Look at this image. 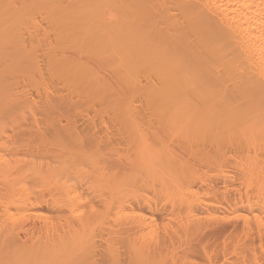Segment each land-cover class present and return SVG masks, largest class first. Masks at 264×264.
Returning <instances> with one entry per match:
<instances>
[{
    "label": "bare ground",
    "instance_id": "bare-ground-1",
    "mask_svg": "<svg viewBox=\"0 0 264 264\" xmlns=\"http://www.w3.org/2000/svg\"><path fill=\"white\" fill-rule=\"evenodd\" d=\"M209 229L238 231L202 247ZM165 246L264 264V0H0V264H163Z\"/></svg>",
    "mask_w": 264,
    "mask_h": 264
},
{
    "label": "rangeland",
    "instance_id": "rangeland-1",
    "mask_svg": "<svg viewBox=\"0 0 264 264\" xmlns=\"http://www.w3.org/2000/svg\"><path fill=\"white\" fill-rule=\"evenodd\" d=\"M167 140L169 141V139H167ZM171 140H172V139H171ZM171 140H170V141H171ZM175 142H176V140H175ZM175 142H173V145L175 144ZM169 143H170V142H169ZM176 143L179 144L178 142H176ZM170 145H171V143L169 144V148H170ZM175 146H177V145H175ZM180 146L183 148L182 145H180ZM173 147H174V146H173ZM197 147H198V146H197ZM197 147L195 146V147H193V148H197ZM171 148H172V145H171ZM175 148H176V147H174V149H175ZM179 148H180V147H179V145H178L176 149H177V152H179V157H178L179 159L182 158L183 160H185V158H186V159H187V162L191 161V162H189V164L192 163L193 160H196V162L194 161L193 163H195V166H197L196 163L199 164L198 167H197L198 170H201L199 166H201V168H203V167H204L203 165H205L204 168H207V167H206L207 164H206V162H205V161L207 160V154L205 153V150H202V148L198 149L199 153L202 154V155L204 156V157H203V156H202V157H203L204 159H206V160L204 161V160L201 159V157H198V155H200V154H197V153H196V152H198L197 149H196V150L194 149L195 151H191V150H189V149L187 148V149L190 151V152H189V156H190V158H191V159L193 158L192 160H190V158H189V159L187 158L188 156H185V157H184V155H183L184 152H185V151H188V150H187L186 148H184L185 151H183V150H181V149L179 150ZM193 148H191V149L193 150ZM172 150H173V149H172ZM178 150H179V151H178ZM173 151H174V150H173ZM180 151H182L183 154H182V152H180ZM173 153H174V152H173ZM180 153H181L182 155H181ZM187 153H188V152H187ZM229 154H230V153H229ZM229 154H228V157H227V158H228V159H227L228 161H230L229 158H231V157H230L231 155L229 156ZM174 155H175V153H174ZM185 155H186V153H185ZM175 156H177V154H176ZM197 158H198V159L200 158L199 161L201 162V164L199 163V161L197 160ZM232 159H233V157H232ZM201 160L204 162V164L202 163ZM233 161H234V160H233ZM233 161H231V162H233ZM193 163H192V164H193ZM208 164L211 166V164H210L209 162H208ZM230 164H231V163H230ZM230 164H229V166H230ZM233 164H235V163L233 162ZM233 164H232V165H233ZM190 165H191V164H190ZM209 165H208V168H207V169H209V168L211 169L212 166L209 167ZM227 165H228V163H226V166H227ZM193 166H194V165H193ZM195 166H194V167H195ZM229 166H228V168H229L230 170H236V168L234 167V165H233L234 169H231V168H233V167L230 166V167H231V168H230ZM194 167H193V168H194ZM204 168H203V169H204ZM213 169H215V168L213 167ZM213 169H212V170H213ZM195 170H196V168H194V172H195ZM198 170H197V172H199ZM203 171H204V170H203ZM203 171H202V172H203ZM213 171H214V170H213ZM200 172H201V171H200ZM200 172H199V173H200ZM214 172H215V171H214ZM200 174H202V173H200ZM141 181H142V180H141ZM156 182L160 183L159 180H158V181L156 180ZM142 183H143V182H142ZM142 183H141V184H142ZM154 183H155V182H154ZM154 185H156V186H154ZM153 186H154V188H155V187L159 188V187H158V184H152V185H151V189L153 188ZM161 187H162V186H161ZM234 188H235V187H233L232 191H234ZM151 189H150V192H151ZM154 190H155V189H154ZM158 190L161 191V189H158ZM160 191H157V189L155 190L156 193H157V192L160 193ZM155 192H153V189H152V192H151L152 194H151V193H148V194L152 195L151 197H153V196H156V195H157V194L153 195V193H155ZM163 196H164V195H163ZM159 197H161V198H159ZM157 198H158V199H156V198L154 197L153 199H156L157 202H158V200H160V203H162V204H159V203H158V207H161V208H160L161 212L158 211V210H159L158 207H157V212H159V213L164 212V216L166 215L165 213H167L168 211H170V210L172 211V209H173L174 206H175V207L177 206V203H175V204L172 203V205L170 204L171 202L168 203V202H169V201H168L169 199H168V198L166 199L165 197L162 198L161 193H160V195L157 196ZM166 200H167V201H166ZM170 201H171V200H170ZM163 203H164V204L166 203L167 205L165 204V205H166V206H165ZM162 205H163V207H162ZM173 205H174V206H173ZM164 206H165V207H164ZM168 206H173V207H171V209L169 210L170 207L168 208ZM175 207H174V209H175ZM164 208H165V209H164ZM162 209H163V210H162ZM173 212H174V211H172V213H171V212H168V213H169L171 216H173V215H172ZM169 214L166 215V216H167V217L170 216ZM158 215H159V214H158ZM162 216H163V213H162ZM160 217H161V215L159 216V218H160ZM167 217H166V218H167ZM231 217H232V216H231ZM231 217H230V218H231ZM161 218H162V217H161ZM166 218H165V219H166ZM230 218H229V219H230ZM165 219L163 218V221H164ZM168 219H170V218H168ZM229 219L227 220V222H228L227 224L230 223L231 226H232V223L234 224L235 222H237V219H234V218H233V219L235 220V222H232V223H231V222H229V221H230ZM231 219H232V218H231ZM233 219H232V220H233ZM161 220H162V219H161ZM216 220H217V219H216ZM216 220H214V221H216ZM219 220L221 221L222 219H219ZM224 220H225V222H226V219H224ZM163 221H162V222H163ZM220 221H219V222H220ZM222 221H223V220H222ZM238 222H241V221H238ZM238 222H237V224H238ZM212 223H213V222L211 221V224H212ZM214 223H215V222H214ZM230 225H229V226H230ZM238 225H239V227H240V226L242 227V225H241L240 223H239ZM209 226H210V225H209ZM239 227H238V228H239ZM241 227H240V228H241ZM206 228L208 229V228H213V227H206ZM206 228H205V230H206ZM238 228H237V229H238ZM240 228H239V229H240ZM205 230L202 229L201 232H200L199 234L201 235L202 231L205 232ZM209 230H210V229H209ZM211 230H213V229H211ZM211 230H210L209 232H208V230H207L206 233L202 235L203 237L200 236V235H198V234H194V236H195V235H198V236L202 237V240L200 241L202 245L204 244L202 247H211V246L213 247V245H217L218 243L220 244V242H222V238L225 237V236L227 235V233H225L226 235L224 234V236H223V235L220 236V235H218V234H214L215 232H214V231H211ZM235 230H236V229H235ZM235 230H234V232H233V236H234V233L238 231V230H237V231H235ZM163 231H164V230H163ZM195 232H197V231H195ZM198 232H199V231H198ZM207 232H208V234H207ZM211 232H213V233H211ZM240 232H241L242 234H245V233H243L241 230H240ZM172 233H173V232H172ZM169 234H170L169 231H168V232H167V231H164V232L161 234V238H165V236L167 237V240H166V238H165L166 241L164 242V245L166 244L167 247H168V243H167V242L169 241V239H171V238H170L171 236H170ZM192 234H193V233H192ZM229 234H230V233H229ZM229 234H228V235H229ZM236 234H237V233H236ZM173 235H174V234H173ZM205 235L208 236V237H206ZM217 235H218V236H217ZM237 235H238V234H237ZM169 236H170V237H169ZM194 236L192 235V238H193V239L195 238L194 241L196 240L197 242H196V241H195V242L198 243L199 240H200V238H199L198 236H196V237H194ZM210 236H211V237H210ZM229 236H231V237H229ZM229 236H227L225 239L223 238V240H226V243H227V241H229V240L231 241V238L233 237V236H232V232H231V235H229ZM168 237H169V239H168ZM175 237H176V236H175ZM189 237H191V236L189 235ZM189 237H188V239H189ZM205 237H206V238H205ZM213 237H214V238H213ZM217 237H218V238H217ZM219 237H220V238H219ZM241 237H242V239L245 238L244 235H243V236L241 235V236H240V239H241ZM161 238H160V239H161ZM176 238H177V237H176ZM176 238H174V236H173L172 239H171L170 241H172V240H176ZM183 238L185 239V237H183ZM186 238H187V237H186ZM228 238H229V240H228ZM235 238H236V237H235ZM237 238L239 239V236H237ZM179 239H180V238H177L176 241H179ZM190 239H191V238H190ZM198 239H199V240H198ZM203 239H204V240H203ZM207 239H208V240H207ZM218 239H221V241L219 240V241H220V242H219ZM162 240H163V239H162ZM162 240H161V241H162ZM211 240H213V244H211V243H212ZM180 241H181V240H180ZM184 241H187V239H185ZM184 241H183V242L181 241V242L184 244ZM217 241H218V243L216 244ZM234 241H237V240L235 239ZM181 242H180V243H181ZM187 242H188V241H187ZM191 242H193V241L191 240ZM191 242H190V243H191ZM195 242H194V243H195ZM210 242H211V243H210ZM214 242H215V243H214ZM231 242H232V241H231ZM162 243H163V242H162ZM170 243H171V242H170ZM182 243H181V244H182ZM196 243H195V244L191 243V245H192V246H193V245H196ZM206 243H209V244L206 245ZM233 243H235V242H233ZM233 243H231V244H233ZM172 244H174V243H172ZM172 244H171V245H172ZM177 244H178V243H176V245H177ZM181 244H180V245H181ZM185 244H186V243H185ZM185 244H184V245H185ZM227 244H228V243H227ZM164 245L162 244L161 246L163 247ZM174 245H175V244H174ZM189 245H190V244H189ZM166 246H165V249H166L168 252H169V249L173 247V245H172V247H170V248L168 249ZM182 246H183V245H182ZM182 246H180V247H182ZM186 246H188V245L186 244L185 247H186ZM199 246H201V245L199 244ZM199 246H197V249H198ZM219 246H220V245H219ZM185 247H184V248H185ZM195 247H196V246H195ZM202 247H199V249L202 248ZM214 247H215V246H214ZM216 247H217V246H216ZM220 247H221V246H220ZM229 247H231V246H229ZM163 248H164V247H163ZM163 248H162V249H163ZM175 248H176V247H175ZM175 248H174V250H178V251H180L183 247H182L180 250H179V249H175ZM177 248H178V247H177ZM208 249H211V250H212V248H208ZM158 250H159V249H158ZM166 250L163 249L162 252L165 254V251H166ZM211 250H209V251L211 252ZM158 252H159V251H158ZM160 252H161V247H160ZM162 252H161V253H162ZM168 252H166V256H165L164 254H162L163 256H165L164 258H163V256H162V258H163L164 260H166V263H168L167 260H168V261L171 260L170 262H172V258H171V256H169L171 252H169V253H168ZM172 252H173V251H172ZM174 252L177 253V251H174ZM183 252H184V251H183ZM167 253H168V254H167ZM157 254H158V253H157ZM173 254H174V253H173ZM177 254H178V255L175 254L176 257H174V258H176V260L178 259V257L181 256V255H179V254H182V253H179V252H178ZM168 256L170 257V259H169ZM174 258H173V262H172L173 264H175L177 261H178L177 264H179V263L182 264L181 261L179 262L180 258H179V260H177L176 262L174 261V260H175ZM201 261H202V260H201ZM202 262H203V261H202ZM166 263L164 262L163 264H166ZM168 264H169V263H168Z\"/></svg>",
    "mask_w": 264,
    "mask_h": 264
}]
</instances>
